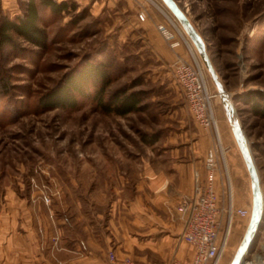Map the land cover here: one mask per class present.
I'll list each match as a JSON object with an SVG mask.
<instances>
[{
	"label": "rangeland",
	"instance_id": "374dc122",
	"mask_svg": "<svg viewBox=\"0 0 264 264\" xmlns=\"http://www.w3.org/2000/svg\"><path fill=\"white\" fill-rule=\"evenodd\" d=\"M66 1L74 4L69 11L40 7L46 46L20 37H15L14 47L0 42V229H5L12 204L18 215L29 211L30 219L36 220L40 209L52 221L60 213L67 215L79 201L87 205L91 190L103 187L99 198L104 208L115 198V186L121 185L117 171L127 170L134 160L170 154L175 147L192 153L194 147L202 155L217 144L228 194L235 207L250 210L249 216H233L218 263L232 264L251 220L252 181L216 83L185 25L164 0ZM25 2L0 0V21L22 15ZM173 4L204 40L232 96L264 199V114L253 105L254 100L264 105V0H173ZM140 12L146 13L144 20ZM161 25L172 38L165 37ZM151 29L158 32V39ZM168 41L178 42L175 52ZM179 56L203 66L209 90L216 94L212 105L217 130L193 117L173 73ZM88 61L108 64L111 81L105 98L121 89L140 91L142 108L124 115L107 113L91 97H79L73 109L41 106L43 96ZM3 235L4 230L0 242ZM263 253L264 208L248 257Z\"/></svg>",
	"mask_w": 264,
	"mask_h": 264
},
{
	"label": "crops",
	"instance_id": "0c3cea01",
	"mask_svg": "<svg viewBox=\"0 0 264 264\" xmlns=\"http://www.w3.org/2000/svg\"><path fill=\"white\" fill-rule=\"evenodd\" d=\"M150 32L155 40L159 38L157 31ZM168 43L170 50L177 49ZM213 145L202 155L194 147L193 153L175 147L168 150L170 154L134 160L129 163L133 167L117 171L121 185L115 186V198L104 208L99 198L103 187L91 190L87 205L79 201L67 215L60 213L52 221L40 209L36 220L30 219L29 211L18 215L12 204L5 216L0 264H111V251L158 264L173 258L190 261L195 249L181 239L185 220L177 206L194 191L195 170L206 177L204 162ZM216 188L228 197L222 169Z\"/></svg>",
	"mask_w": 264,
	"mask_h": 264
},
{
	"label": "built area",
	"instance_id": "2783aa9c",
	"mask_svg": "<svg viewBox=\"0 0 264 264\" xmlns=\"http://www.w3.org/2000/svg\"><path fill=\"white\" fill-rule=\"evenodd\" d=\"M139 17L144 20L146 13L140 12ZM160 29L166 38L173 37V33L164 25H161ZM171 45L176 46L178 42H172ZM172 65L175 80L182 89L195 120L205 127L217 130L212 105L216 94L209 90L203 66L196 59L191 61L182 56ZM220 152L217 144L208 149L204 162L206 177L196 169L194 191L184 195L177 206V211L185 220L181 239L194 247V256L188 262L173 258L166 264H218L231 234L233 216L250 215L249 208L235 207L230 195L226 198L217 191V173L222 169ZM44 198L49 201V196L45 195ZM248 254L249 249L239 264H264V253L254 259L248 257ZM109 258L111 264H158L129 255L119 257L113 251L110 252Z\"/></svg>",
	"mask_w": 264,
	"mask_h": 264
},
{
	"label": "trees",
	"instance_id": "16d2710c",
	"mask_svg": "<svg viewBox=\"0 0 264 264\" xmlns=\"http://www.w3.org/2000/svg\"><path fill=\"white\" fill-rule=\"evenodd\" d=\"M50 8L54 12L69 11L71 5L62 0H26L22 15L15 18L4 16L0 21V42L3 45L17 46L15 37H20L33 45L44 47L47 44V32L41 25L40 7ZM106 62L88 61L75 73L69 75L56 88L42 97L41 106L48 108L73 109L79 97H91L100 110L116 114H127L142 108V92L118 90L105 98V91L111 81V72ZM3 82L0 71V84ZM255 109L264 114V105L253 101ZM154 141V140H153Z\"/></svg>",
	"mask_w": 264,
	"mask_h": 264
},
{
	"label": "water",
	"instance_id": "95a60500",
	"mask_svg": "<svg viewBox=\"0 0 264 264\" xmlns=\"http://www.w3.org/2000/svg\"><path fill=\"white\" fill-rule=\"evenodd\" d=\"M164 1L180 18V20L182 21V23L185 25L186 29L188 30L190 36L192 37L194 43L198 47L200 54L216 83L219 95L222 99L225 111L228 116V119L233 127L236 139L243 152L244 159L246 161L248 170L250 172L251 181H252L253 198H254L253 199V209H252L250 223L248 225L244 238L238 248V251L232 263V264H239L246 250L249 249L250 246L253 244L256 231L263 217L264 199H263L262 188H261V184L258 178L256 166H255L253 157L251 155L249 146L247 144V141L244 137L243 129L238 121V118L236 117V108L234 106L232 96L230 92L227 90L224 82L220 78L213 64V61L207 51V46L204 40L199 35V33L195 30V28L191 25V23L187 20V18L184 15H182L179 12V10L175 8L173 4V0H164Z\"/></svg>",
	"mask_w": 264,
	"mask_h": 264
}]
</instances>
